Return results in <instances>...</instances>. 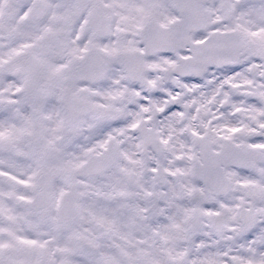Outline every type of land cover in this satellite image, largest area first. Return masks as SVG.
I'll return each mask as SVG.
<instances>
[{
  "label": "snow or ice",
  "instance_id": "snow-or-ice-1",
  "mask_svg": "<svg viewBox=\"0 0 264 264\" xmlns=\"http://www.w3.org/2000/svg\"><path fill=\"white\" fill-rule=\"evenodd\" d=\"M0 264H264V0H0Z\"/></svg>",
  "mask_w": 264,
  "mask_h": 264
}]
</instances>
